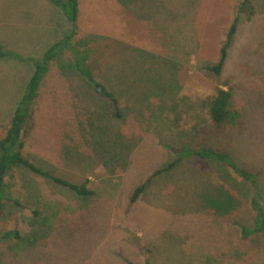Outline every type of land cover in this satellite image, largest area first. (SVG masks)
<instances>
[{"label": "rangeland", "instance_id": "rangeland-1", "mask_svg": "<svg viewBox=\"0 0 264 264\" xmlns=\"http://www.w3.org/2000/svg\"><path fill=\"white\" fill-rule=\"evenodd\" d=\"M241 2L78 1L75 38L93 49L97 79L118 97L122 117L65 67L68 51L50 62L22 152L93 194L78 196L32 172L9 184L0 229L18 230L33 246L11 256L0 240V264H264V231L241 234L240 225L250 224L249 191L214 164L180 157L198 140L167 124L171 100L198 103L219 87L230 90L237 130L202 139L239 166L258 169L264 190V0H249L240 12ZM237 12L216 75L207 66L218 61ZM72 30L51 0H0V138L34 64ZM170 164L131 201L138 185ZM220 193L231 196L228 214L210 209Z\"/></svg>", "mask_w": 264, "mask_h": 264}, {"label": "trees", "instance_id": "trees-1", "mask_svg": "<svg viewBox=\"0 0 264 264\" xmlns=\"http://www.w3.org/2000/svg\"><path fill=\"white\" fill-rule=\"evenodd\" d=\"M78 1L51 0L55 6L63 11L65 17L70 21L73 30L68 35L51 44L50 47H47L43 51L39 61L34 64L31 76L27 80L22 95L13 111L9 127L5 135L0 138V221L7 200V187L13 182L17 185L18 183L21 184L23 180L25 182V172L37 174L59 185V187L62 186L73 191L81 197H89L93 194V191L88 189L85 183L69 181L52 170L44 169V167L38 166L27 159L22 152L24 137L27 132L26 125L30 118H32V104L52 60L59 58L64 51H68L70 59L65 63V67H70L92 85L96 94L105 101L113 116L116 118L122 117L121 103L118 97L97 79L96 70L93 69L90 62L93 49L87 46L88 43L84 42V39L78 40V38H75ZM248 1L242 0L240 12L245 8ZM237 13L227 31L225 43L220 49L218 61L215 64L207 66V70L216 75H219L222 71L227 57V48L236 33L237 22L239 20V12ZM4 56L5 54L0 52V57ZM150 87L145 86L146 89H150ZM158 87L163 89L165 84H159ZM145 96L148 97V95ZM170 102H173L176 106L174 110L170 109L169 120H167L170 131L183 132L186 135L190 134L198 140L194 147L181 148L178 155L180 157L199 158L220 167L238 186L249 191V195H246V200L250 214V224L240 225L241 234L245 238L250 234L263 232L264 190L259 182V170L239 166L227 150L208 145L202 139V135H206L209 132L221 133L227 136L233 129L237 130L240 115L230 90L219 87L215 90L214 95L198 103L189 101L184 96L173 99ZM203 110L206 111V116L202 117L199 112H203ZM186 122L191 123L186 124ZM173 166L174 164H170L164 169L153 172L151 176L136 187L131 196V201H134L144 191L153 176L161 174ZM223 195V193H220L219 197L211 202L210 209L215 214H228L232 209L231 196H224L223 198ZM0 240L8 244L7 249L11 253V256L16 255L21 249L33 246V243L23 237L16 229H0Z\"/></svg>", "mask_w": 264, "mask_h": 264}]
</instances>
